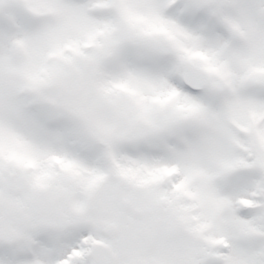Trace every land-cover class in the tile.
Instances as JSON below:
<instances>
[{"label": "snow or ice", "instance_id": "1", "mask_svg": "<svg viewBox=\"0 0 264 264\" xmlns=\"http://www.w3.org/2000/svg\"><path fill=\"white\" fill-rule=\"evenodd\" d=\"M0 264H264V0H0Z\"/></svg>", "mask_w": 264, "mask_h": 264}]
</instances>
